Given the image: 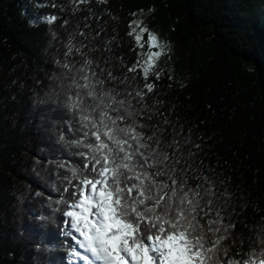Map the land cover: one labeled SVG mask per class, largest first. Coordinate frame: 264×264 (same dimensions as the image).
Returning <instances> with one entry per match:
<instances>
[{
  "label": "trees",
  "instance_id": "1",
  "mask_svg": "<svg viewBox=\"0 0 264 264\" xmlns=\"http://www.w3.org/2000/svg\"><path fill=\"white\" fill-rule=\"evenodd\" d=\"M131 20L171 46L160 78H149L148 123L167 119L185 158L195 154L222 193L216 206L236 225L223 242L229 258L264 247V0H0V264H77L57 203L68 168L83 159L65 99L85 59L127 77L122 94L143 88L128 72L141 51L127 35Z\"/></svg>",
  "mask_w": 264,
  "mask_h": 264
},
{
  "label": "snow or ice",
  "instance_id": "2",
  "mask_svg": "<svg viewBox=\"0 0 264 264\" xmlns=\"http://www.w3.org/2000/svg\"><path fill=\"white\" fill-rule=\"evenodd\" d=\"M56 19L44 17L49 24ZM128 27L127 35L141 49L128 72L142 75L143 88L122 94L119 84L127 77L85 59L65 99L74 118L70 127L79 133L72 143L83 158L68 168L71 190L61 189L67 196L57 201L65 206L63 223L76 245L71 255L77 264H264V247L246 259L229 258L223 242L234 239L236 225L223 222L215 203L222 193L194 166L195 154L185 158L182 142L164 127L167 119L148 123L154 116L144 100L155 87L149 78H160L156 66L167 45L142 21L131 20ZM72 51L70 45L66 55ZM64 67L71 71L73 65ZM109 81L118 83L107 88ZM259 244L264 246V237Z\"/></svg>",
  "mask_w": 264,
  "mask_h": 264
},
{
  "label": "rangeland",
  "instance_id": "3",
  "mask_svg": "<svg viewBox=\"0 0 264 264\" xmlns=\"http://www.w3.org/2000/svg\"><path fill=\"white\" fill-rule=\"evenodd\" d=\"M171 51V46L167 45V48L165 49V53H169Z\"/></svg>",
  "mask_w": 264,
  "mask_h": 264
}]
</instances>
